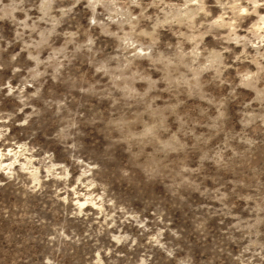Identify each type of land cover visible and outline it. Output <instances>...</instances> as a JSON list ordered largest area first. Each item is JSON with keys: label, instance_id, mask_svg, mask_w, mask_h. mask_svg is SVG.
Returning <instances> with one entry per match:
<instances>
[{"label": "rangeland", "instance_id": "rangeland-1", "mask_svg": "<svg viewBox=\"0 0 264 264\" xmlns=\"http://www.w3.org/2000/svg\"><path fill=\"white\" fill-rule=\"evenodd\" d=\"M0 264H264V0H0Z\"/></svg>", "mask_w": 264, "mask_h": 264}]
</instances>
